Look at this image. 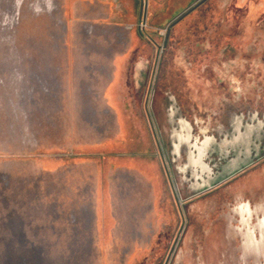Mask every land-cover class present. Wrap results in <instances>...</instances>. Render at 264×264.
<instances>
[{"label": "rangeland", "instance_id": "374dc122", "mask_svg": "<svg viewBox=\"0 0 264 264\" xmlns=\"http://www.w3.org/2000/svg\"><path fill=\"white\" fill-rule=\"evenodd\" d=\"M70 1L0 0V264H262L235 208L264 211V0H170L120 121L114 55L74 31ZM133 167L161 194L147 219L112 208Z\"/></svg>", "mask_w": 264, "mask_h": 264}, {"label": "crops", "instance_id": "0c3cea01", "mask_svg": "<svg viewBox=\"0 0 264 264\" xmlns=\"http://www.w3.org/2000/svg\"><path fill=\"white\" fill-rule=\"evenodd\" d=\"M169 4L170 0H72L67 3L69 15L76 23L81 24L80 28L74 27V31H81L86 37L96 39L100 43H108L100 46L98 52L114 55L112 59L113 76L105 89L104 101L112 117L119 121L122 118H130L131 112L137 113L134 107L124 104L121 88L126 83L128 66L130 67L133 59L136 76L140 75L146 67L143 58L137 59L145 44L143 31L140 29L141 24L146 27L154 17L163 15L164 8L168 10ZM151 5H153V10H150ZM114 86H118V90L112 93ZM130 131V126L127 133L125 130L119 131L122 134L118 139L120 140L124 134H128L129 137ZM131 139L130 145L132 141L134 142ZM49 166L50 174L56 173L59 169L57 160L51 161ZM125 172L124 179L116 181L122 189L118 192L114 191L113 211L117 213L121 210L122 213L133 216L134 220L147 219L148 215L156 212V205L161 194L155 183L143 177L136 168L133 167L132 171L126 170ZM138 181L141 182L143 190L136 189V186L132 188L131 183L136 185ZM120 198L124 199L123 209H119ZM129 203L133 205L128 207ZM109 214L110 219L115 221L114 216Z\"/></svg>", "mask_w": 264, "mask_h": 264}, {"label": "flooded vegetation", "instance_id": "af4514ba", "mask_svg": "<svg viewBox=\"0 0 264 264\" xmlns=\"http://www.w3.org/2000/svg\"><path fill=\"white\" fill-rule=\"evenodd\" d=\"M190 139V135L189 137L180 135L181 142H190L192 144ZM209 143V139H207V141L201 146L198 144V142H196L194 147L197 154L192 153L193 155L191 156L194 166L200 168L202 172L207 170L205 157L207 149L206 147ZM179 149V145L176 144L177 153H179ZM209 214L214 213L211 211ZM235 214L240 219L236 232L243 237L244 248L250 250L251 248L255 247L257 248V255L260 256L259 251L261 250V246L264 245V211L262 209L254 208L249 202H242L237 208H235ZM244 260L245 258H243V261ZM261 263L264 264V256L262 257Z\"/></svg>", "mask_w": 264, "mask_h": 264}, {"label": "built area", "instance_id": "2783aa9c", "mask_svg": "<svg viewBox=\"0 0 264 264\" xmlns=\"http://www.w3.org/2000/svg\"><path fill=\"white\" fill-rule=\"evenodd\" d=\"M144 28H145V26L141 24V28H140L141 31H143Z\"/></svg>", "mask_w": 264, "mask_h": 264}]
</instances>
